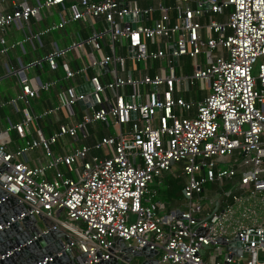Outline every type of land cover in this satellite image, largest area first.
I'll list each match as a JSON object with an SVG mask.
<instances>
[{
    "label": "built area",
    "instance_id": "2783aa9c",
    "mask_svg": "<svg viewBox=\"0 0 264 264\" xmlns=\"http://www.w3.org/2000/svg\"><path fill=\"white\" fill-rule=\"evenodd\" d=\"M52 15L30 29V20ZM71 21L86 26L85 34L75 31L62 46L53 41L24 65L64 64L62 78L82 77L56 91L55 105L36 113L31 101L56 79L33 86L22 64L12 68L19 92L9 103L23 106L6 129L30 138L12 150L0 142V188L64 229L71 254L84 253L81 264L120 261L113 236L133 250L156 249V264H264V0H0V52L6 26L40 45L41 35ZM102 45L106 52L97 56ZM73 50L82 59L76 69L65 64ZM126 59L152 70L133 77ZM103 65L106 80L99 77ZM87 80L91 90H73ZM195 82L209 91L182 98ZM90 93L93 102L80 107ZM60 109L64 119L55 115ZM49 115L55 130L30 128ZM93 122L115 130L88 140ZM61 135L76 144L54 154ZM35 147L45 161H27ZM166 172L182 179L181 200L167 211L157 198Z\"/></svg>",
    "mask_w": 264,
    "mask_h": 264
},
{
    "label": "crops",
    "instance_id": "0c3cea01",
    "mask_svg": "<svg viewBox=\"0 0 264 264\" xmlns=\"http://www.w3.org/2000/svg\"><path fill=\"white\" fill-rule=\"evenodd\" d=\"M52 11H56V7L52 8ZM214 18L217 20H223L224 16L222 14H214ZM51 20H55V16L52 15L50 18L38 19V20H30V29L32 31H36L37 28H41L42 26L49 24ZM22 27L23 22L21 21ZM80 30L81 33L85 34L87 27L84 25H80L75 21L68 22L64 29H55L52 32H48L44 35H41L39 45L36 41H33V44L27 40H22V29L20 27H16L14 24L6 26L4 31L2 32V36L5 39L4 45L7 46L6 50L0 52V132L7 131V141L5 146L7 149L12 150L17 146H20L24 143V140L30 138V134H26L25 137L20 138L14 128L6 129L9 123L12 124L10 117L16 118L13 123L18 122L21 119V111L20 107L23 106V102L21 100H17L15 105L9 103V100L15 97L16 93L19 92V84L17 81V77L13 72L12 68L18 66V64L23 65V75L26 81L33 86H35L37 80L45 81L56 79V83H54L48 90L39 89L38 95L32 99L31 105L32 110L34 112H40L43 108L47 106H53L56 104V96L55 93L58 89L63 88L66 85H74L77 84L79 81L82 80L80 75H75L73 78L64 79L62 78V68L64 64H60L55 69L48 68L45 64L41 66L31 65V66H24L28 61L39 58L43 54H45L48 50L52 47V42L54 41L57 45H65L74 37V32ZM43 36V37H42ZM16 41H21V45H19ZM2 44L0 43V48ZM106 52L105 46L102 45L100 51H97V56H100L102 53ZM72 59H66L65 64L70 66L73 69H76L81 63L82 59L79 57V53L76 50H73L70 54ZM186 58H188V64L190 67L187 66ZM182 61L184 63V70L186 72L191 71V58L185 56L182 57ZM126 69L129 70L131 76L137 77L143 72H149L152 70L151 67L145 65L143 62H134L131 59H126L125 61ZM94 71V69H90L89 72ZM99 77L102 80H106L109 78L105 69H99ZM206 86L203 83L195 82L194 85L187 86L186 89L182 90L179 95L184 98L185 100L195 101L197 99L202 98L207 92ZM184 94L186 96H184ZM59 116L61 119H64L63 111L60 109L55 114ZM55 116L49 115L48 117H44L43 122L48 123V132L46 133L41 127L44 134H48L51 131L55 130L57 127L58 122L54 120ZM36 125L34 120H32L30 124V128H35ZM127 126V125H126ZM115 128L110 125H105L102 122H93L90 126V137L88 140H92L93 138H97L100 135L107 133V132H114ZM13 131V132H12ZM61 146V145H60ZM60 146L57 147V151L53 152L54 154L60 152ZM42 150V149H41ZM43 152V151H42ZM26 158L28 162H33L35 160H40L39 157L28 155L26 154ZM165 174H169L166 172ZM164 174V175H165ZM163 175V176H164ZM163 179V177H162ZM181 200V199H180ZM179 203V202H178ZM175 206V205H173ZM171 206V207H173ZM171 207H165L167 211Z\"/></svg>",
    "mask_w": 264,
    "mask_h": 264
},
{
    "label": "water",
    "instance_id": "95a60500",
    "mask_svg": "<svg viewBox=\"0 0 264 264\" xmlns=\"http://www.w3.org/2000/svg\"><path fill=\"white\" fill-rule=\"evenodd\" d=\"M201 7H207V4L203 3ZM130 16L131 14H124L123 18L128 19ZM171 48L173 41L169 43V51ZM172 60L175 63L174 55ZM101 69L106 70L107 66L103 65ZM73 90L75 92L91 90L90 81L73 87ZM92 102L90 93L83 100H79L78 104L83 107ZM131 115L134 116V113ZM6 141L7 131H1L0 142L5 144ZM27 209L29 206L26 202L0 188V264H81L84 253L71 254L66 246L70 243V237L64 229L56 227L51 220L41 214L33 215ZM58 210L55 211V215L58 214ZM37 218L43 221V227L38 226ZM112 239V247L121 252L122 263H129L132 258L140 257L138 264H156V249L144 245L133 250L120 237L113 236ZM217 240L225 242L222 237H217ZM120 261L116 256H112L110 259H101L96 264H119Z\"/></svg>",
    "mask_w": 264,
    "mask_h": 264
},
{
    "label": "trees",
    "instance_id": "16d2710c",
    "mask_svg": "<svg viewBox=\"0 0 264 264\" xmlns=\"http://www.w3.org/2000/svg\"><path fill=\"white\" fill-rule=\"evenodd\" d=\"M187 66L190 67L188 64V58H186ZM184 96H186L184 94ZM36 125L44 127V131L48 132V123L43 122V119L34 120ZM182 179L179 176H174L172 174H165L162 179V184L158 188L157 198L162 200L167 208L177 205L181 199V189ZM212 184H206V188H210Z\"/></svg>",
    "mask_w": 264,
    "mask_h": 264
},
{
    "label": "rangeland",
    "instance_id": "374dc122",
    "mask_svg": "<svg viewBox=\"0 0 264 264\" xmlns=\"http://www.w3.org/2000/svg\"><path fill=\"white\" fill-rule=\"evenodd\" d=\"M51 32H52V34L55 33L53 31H50V33ZM208 91L209 90H207L206 92H208ZM9 117H10V120H11L12 123L16 120V118L13 117V115H11ZM31 122H30V124H31ZM69 144H70V146L72 144V147H73L76 143L71 142L70 138L67 135H61V136H59L57 138L56 143L54 145H51V149H52L53 152H56L57 151V147H59L60 145H63L65 147H67V146H69ZM26 154H27V156L28 155H30V156L32 155V157L33 156H37V157H39L40 160L45 161V156H43L41 147H35V148L29 150ZM43 161H41V162H43ZM60 168L63 170L62 166H60ZM47 174L50 175L51 174V170H47ZM246 221H248V219ZM37 224H38L39 227H43V221L40 218H37ZM139 259H140V257H134V258H132L129 261V263L138 264L137 262H138ZM123 264H128V263H123Z\"/></svg>",
    "mask_w": 264,
    "mask_h": 264
}]
</instances>
